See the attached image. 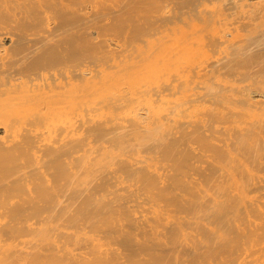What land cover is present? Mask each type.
Listing matches in <instances>:
<instances>
[{
	"label": "bare ground",
	"instance_id": "bare-ground-1",
	"mask_svg": "<svg viewBox=\"0 0 264 264\" xmlns=\"http://www.w3.org/2000/svg\"><path fill=\"white\" fill-rule=\"evenodd\" d=\"M0 264H264V0H0Z\"/></svg>",
	"mask_w": 264,
	"mask_h": 264
}]
</instances>
